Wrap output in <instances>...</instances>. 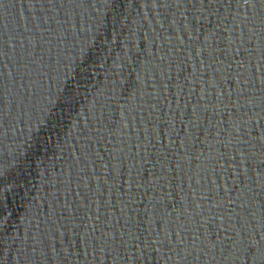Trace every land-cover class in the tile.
<instances>
[{"label":"snow or ice","instance_id":"snow-or-ice-1","mask_svg":"<svg viewBox=\"0 0 264 264\" xmlns=\"http://www.w3.org/2000/svg\"><path fill=\"white\" fill-rule=\"evenodd\" d=\"M138 2L147 11L138 13L136 30L129 33L128 55L131 59V36L142 31L151 59L145 58L143 72L122 63L113 73L112 94L94 97L83 124L76 122V138L59 145L67 155L61 157L60 171L46 178L49 188L41 198L45 205L37 209L31 252L25 243L16 250L17 260L264 264V200L259 199L264 195V129L259 145L231 133L227 140L219 137V147L208 146L217 154L195 169L189 151L191 141L199 139L195 132L206 125L222 127L225 121L217 117L226 112L232 117L233 109L245 106L242 101H251L249 90H256L257 79L264 94V0ZM17 3L32 12L27 17L32 27H26L25 16L23 30L19 22L13 29L6 21L7 6ZM88 6L89 0H0V128L13 118L14 108L21 118L29 114L44 81L51 91V81H59L77 47L87 59L74 18ZM126 71L135 72L136 79L117 116L112 96ZM65 88V106L71 110L78 97L71 83ZM50 118L57 119L55 113ZM228 165L233 179L226 184L231 186L220 193L218 178L210 177ZM3 172L0 164V177ZM69 234L75 243L66 248ZM9 260L0 241V264Z\"/></svg>","mask_w":264,"mask_h":264},{"label":"water","instance_id":"water-1","mask_svg":"<svg viewBox=\"0 0 264 264\" xmlns=\"http://www.w3.org/2000/svg\"><path fill=\"white\" fill-rule=\"evenodd\" d=\"M145 11L147 10L138 0H89V6L78 9L74 18L75 28L81 30L78 42L86 46L87 59L80 54L77 47L74 60L65 61L59 81L56 79L51 81V91H48V81H44L45 89L38 88L37 94L31 99L29 114L21 118L19 110L14 108L13 118L5 127L0 128V164L4 168L3 176L0 177V187L3 188V191H0V210H2L0 241L3 242L5 255L10 253L8 264H19L16 250L23 248L25 243L29 245L28 251L31 252L29 238L37 232V209L45 205V201L41 198L49 188L46 178L60 171L63 165L61 157L67 155L66 152L61 153L59 145L71 144L76 138V122L83 124L84 113L89 111V104L94 97L104 99V93L112 94L113 73L120 70L122 63H128L129 68L139 67L143 72L145 58L151 59L142 31L139 36L135 34L131 36L133 41L131 59L128 55L129 33L135 32L140 15ZM33 14L38 15V13ZM31 15L30 10L27 13L18 3L15 7L9 4L4 11V17L13 29L19 22L23 30L24 16L26 27H32L27 19ZM37 23L43 30V23L40 21ZM51 26L49 21L48 27ZM69 28L71 30L72 25H69ZM36 52L39 54V45L36 47ZM66 55L71 57V51ZM114 60L117 63L114 64ZM189 71L192 69L189 68ZM252 71L259 75L255 63ZM64 73H67V79H64ZM117 79L119 80L118 77ZM135 79V72L129 76L126 71L124 80L119 81L120 88L112 96V102L117 107V116H119V106L131 98L130 83H134ZM77 80L80 81L79 85L76 83ZM69 83L72 84L74 94L78 97V102L71 110L65 106V86ZM259 88L260 81L257 79L256 90H249V95L253 97L251 101L247 99L242 101L245 106L238 111L233 109L235 115L232 117L226 112L222 118H216L225 121L222 127L208 128L206 125L207 131L202 128L194 133L199 139H193L189 147L193 169L205 158L215 156L217 153L215 151L210 153L208 146L211 144L214 148L219 147L216 145V140L219 137H223L224 140L229 139V133L243 140L254 139L255 144H260L261 130L264 129V94ZM51 113H55L57 117L55 121L50 118ZM228 121H231V124ZM236 124L240 127L237 128ZM177 127L179 128L180 125ZM179 134L184 135L183 131ZM172 135L176 136L177 133L173 132ZM163 142L165 145L168 144L167 137ZM176 145L180 146L179 140L176 141ZM185 163L187 165V157ZM226 167L227 171L220 173L218 177H210V179L218 178L221 185L220 193H224L225 187L231 186V183L226 184V181L231 182L233 179L230 174L232 166ZM259 199L264 200V195ZM74 243L69 234L65 247H72ZM70 264H79V262L73 258ZM108 264L112 262L109 261ZM145 264H156V261L148 260Z\"/></svg>","mask_w":264,"mask_h":264}]
</instances>
